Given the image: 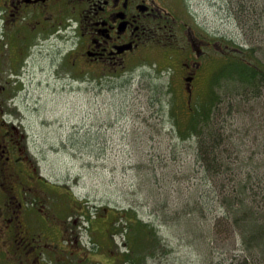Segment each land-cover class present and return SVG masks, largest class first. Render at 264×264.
I'll list each match as a JSON object with an SVG mask.
<instances>
[{
  "label": "rangeland",
  "instance_id": "1",
  "mask_svg": "<svg viewBox=\"0 0 264 264\" xmlns=\"http://www.w3.org/2000/svg\"><path fill=\"white\" fill-rule=\"evenodd\" d=\"M187 4L200 31L219 42L221 51L254 47L264 61V0H187ZM68 45L46 44L42 55L30 58L14 115L26 130L43 176L74 193L82 205L78 211L87 217L74 215L82 225L84 241L107 244L112 213L117 217L129 211L128 217L139 218L144 230L153 232L142 242L134 241L129 239L132 232H122L128 225L121 219L114 225L122 247L131 246L142 256L150 254L144 256L146 263L139 258V264H217L242 254L240 245H234L236 229L225 221L217 223L216 216L222 214L215 190L206 186L204 193L196 186L202 173L195 141L177 136L170 117L173 105L182 109L189 102L181 73L170 69L180 68L179 56L168 60L153 43L130 69L100 84L96 79L72 77L69 63H63L65 53H58L60 48L66 52ZM206 49L212 55L219 52ZM207 77L205 71L195 84L194 98L207 90ZM214 120L226 124L225 137L239 144L241 157L251 158V139L245 140L246 131L238 129L243 119L228 115L223 105ZM241 172L217 179L218 187L232 190L230 180ZM197 203H204V209L196 212ZM151 240L154 245L148 249ZM11 249L0 240V264L9 262Z\"/></svg>",
  "mask_w": 264,
  "mask_h": 264
},
{
  "label": "flooded vegetation",
  "instance_id": "2",
  "mask_svg": "<svg viewBox=\"0 0 264 264\" xmlns=\"http://www.w3.org/2000/svg\"><path fill=\"white\" fill-rule=\"evenodd\" d=\"M189 7L187 0H0V240L12 247L6 264H139L129 259L130 247L117 242L113 227L107 244L84 241L74 215L83 217L82 205L43 176L14 114L28 61L50 43L69 44L58 53H65L74 79L100 84L130 69L156 43L168 60L179 56L181 79L191 92L204 75L206 48H221L200 31ZM111 217L114 226V212Z\"/></svg>",
  "mask_w": 264,
  "mask_h": 264
},
{
  "label": "trees",
  "instance_id": "3",
  "mask_svg": "<svg viewBox=\"0 0 264 264\" xmlns=\"http://www.w3.org/2000/svg\"><path fill=\"white\" fill-rule=\"evenodd\" d=\"M202 64V71L208 73L207 90L194 98L196 83L191 92L184 87L188 105L183 110L173 105L170 117L177 136L195 141L196 161L202 173L201 183L196 186L204 193L207 192L206 186H211V192L212 188L215 190L222 214V217L216 216L217 223L225 221L236 229L234 245H240L243 253L233 255L231 260L223 258L217 264H264V61L257 57L254 47L240 46L227 54L225 50L217 51L216 55L209 52ZM223 105L228 107V115L243 119L238 129L246 131L245 140L251 139L250 150L255 151L251 158L241 157L239 144L225 137L228 132L226 124L214 120L219 118ZM257 153L260 154L258 157L255 156ZM236 170L244 173L230 180L232 190L218 187L217 179ZM205 197L202 201H206ZM204 206V203H197L195 211L204 209ZM128 212H119L114 225L121 219L124 225H128V228H121L122 232L128 235L132 232L129 239L134 241L139 239L142 242L146 235L151 237L153 232H146L143 222L137 217H128ZM88 220L93 222L90 216ZM146 245L150 249L154 244L151 240ZM138 246L141 249V245ZM130 249L134 252L128 254L131 261L138 262L139 258L145 259L144 256L150 258V254L140 256L131 246Z\"/></svg>",
  "mask_w": 264,
  "mask_h": 264
}]
</instances>
